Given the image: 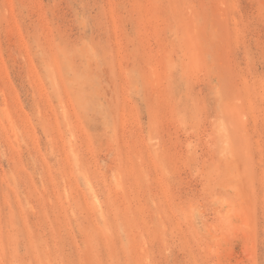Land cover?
<instances>
[{"label": "rangeland", "instance_id": "obj_1", "mask_svg": "<svg viewBox=\"0 0 264 264\" xmlns=\"http://www.w3.org/2000/svg\"><path fill=\"white\" fill-rule=\"evenodd\" d=\"M0 264H264V0H0Z\"/></svg>", "mask_w": 264, "mask_h": 264}]
</instances>
